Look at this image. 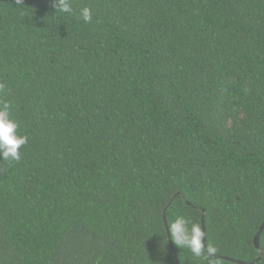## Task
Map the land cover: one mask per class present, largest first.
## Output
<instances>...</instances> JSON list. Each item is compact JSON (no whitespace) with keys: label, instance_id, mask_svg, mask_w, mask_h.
Here are the masks:
<instances>
[{"label":"trees","instance_id":"obj_1","mask_svg":"<svg viewBox=\"0 0 264 264\" xmlns=\"http://www.w3.org/2000/svg\"><path fill=\"white\" fill-rule=\"evenodd\" d=\"M67 2L0 0V264H264V0Z\"/></svg>","mask_w":264,"mask_h":264},{"label":"clouds","instance_id":"obj_2","mask_svg":"<svg viewBox=\"0 0 264 264\" xmlns=\"http://www.w3.org/2000/svg\"><path fill=\"white\" fill-rule=\"evenodd\" d=\"M21 3V0H19ZM55 10L64 13L71 11V6L67 0H55ZM82 17L84 22L92 20L91 10L82 9ZM18 125L9 118V113L5 106V110H0V158L19 161L21 159V148L27 143V139L17 135ZM167 231L171 240L177 247L190 249L195 255L201 254L200 240L202 233L198 225L192 224L189 219L184 216H176L171 224H166Z\"/></svg>","mask_w":264,"mask_h":264},{"label":"water","instance_id":"obj_3","mask_svg":"<svg viewBox=\"0 0 264 264\" xmlns=\"http://www.w3.org/2000/svg\"><path fill=\"white\" fill-rule=\"evenodd\" d=\"M203 215H204V211H203ZM163 221H164V225H165V229H166V233H167V238H168L169 243H170V245H171V242H170V235H169V233H168V231H167V227H166L167 222H166V220H165V216H164V215H163ZM263 229H264V221H263L262 224L260 225V227H259V229H258V231H257V233L255 234L254 239H253L254 246H255V248H256L257 250L259 249V236H260V234H261V232H262ZM202 243H203L204 250H205V252L207 253V255H208L209 257H213V258H215V259L226 260V261L231 262V263L247 264V263H245V262H243V261H240V260H235V259H233V258H228V257H222V256H219V255H214V254H211V253H209V252L207 251V246H206V234H205V227H204V221H203V218H202ZM171 251H172V253H173V257H174V259H175L176 264H179V263H178L177 256H176V254H175V251H174V249H173L172 247H171Z\"/></svg>","mask_w":264,"mask_h":264}]
</instances>
